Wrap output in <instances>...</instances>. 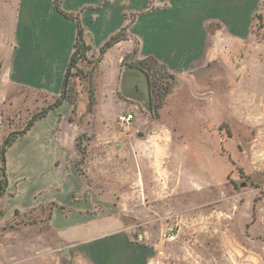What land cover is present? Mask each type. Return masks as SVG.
Masks as SVG:
<instances>
[{
	"label": "rangeland",
	"instance_id": "374dc122",
	"mask_svg": "<svg viewBox=\"0 0 264 264\" xmlns=\"http://www.w3.org/2000/svg\"><path fill=\"white\" fill-rule=\"evenodd\" d=\"M245 2L247 8L230 15V32L216 38V50L207 51L202 62L180 77L155 58L141 64L135 40V55L125 66L140 68L148 77L150 109L142 90L137 100L123 94L121 77L115 89L119 96L98 103L96 90H104L114 79L110 60L101 69L100 53L71 70L69 98L76 104L71 119L82 129L77 165L95 153L99 133L102 144L134 146L136 151L127 153L129 161L143 166L137 183L107 184L103 177L105 182L98 186L119 207L111 209L133 227L124 233L143 247L144 264H264V0ZM6 17L0 5V146L54 103L52 97L6 81L13 35ZM218 24L212 26V34ZM91 93L95 104L89 109ZM96 112L108 119L94 118ZM127 114L135 119L123 123L120 118ZM127 134H133L131 141ZM33 143L30 136L9 151L13 150V166L8 169L14 180L25 176L32 184L39 173L40 166L24 152ZM50 149L35 152V159L47 156ZM98 162L109 166L107 159ZM4 198L0 264H71L78 253L58 243V234L47 225L48 208L43 215L35 210L16 214L14 193ZM171 233L174 241L165 237ZM130 256L122 249L115 261L124 264Z\"/></svg>",
	"mask_w": 264,
	"mask_h": 264
},
{
	"label": "crops",
	"instance_id": "0c3cea01",
	"mask_svg": "<svg viewBox=\"0 0 264 264\" xmlns=\"http://www.w3.org/2000/svg\"><path fill=\"white\" fill-rule=\"evenodd\" d=\"M242 1L64 0L61 8L79 16L85 42L92 47L90 56L98 55L115 35L123 33L127 37L112 46L100 62L103 69L102 64L110 60L114 72L112 83H107L102 91L96 90V100L103 104L105 98L119 96L115 89L120 77L121 87L126 61L135 55V40L139 41L137 60L155 58L170 73L180 77L194 64L202 62L207 51L216 50V38L224 36L225 30L230 32V15H238L239 9L247 8V3L243 5ZM0 5L4 6L6 19L13 25L10 54L4 70L8 84L48 97L61 95L77 41V22L59 13L55 0H0ZM215 23L221 27L218 24L212 34ZM73 110L74 105L64 102L8 149L7 165L11 167L13 150L9 151L32 136L34 143L24 152L33 158L40 170L34 175L32 184H28L25 176L14 180L10 171L5 198L13 192L12 210L22 214L35 210L43 215V209L48 208L47 225L58 234V243L69 252L78 253L75 258L71 257V264H118L116 255L122 249H127L131 256L134 254L129 262L122 259L124 264H144L143 247L134 244L124 233L132 231L133 227L126 226L111 209L119 210V207L112 196L106 199L98 186L105 182L103 177H107V184L139 182L143 166L129 161L131 155L127 154L136 149L102 144V136L97 133L95 153L78 166L77 144L82 129L70 121ZM95 114L92 115L98 120L108 119L101 112ZM31 131L34 133L30 135ZM132 137L133 134L126 136L129 141ZM44 149H50V153L35 159L34 153ZM99 159H107L109 166L100 165ZM45 166L47 172H44ZM51 204L59 208H54L50 214ZM121 206L123 208L124 204ZM104 208L110 210L104 214ZM114 233L118 236H113Z\"/></svg>",
	"mask_w": 264,
	"mask_h": 264
},
{
	"label": "trees",
	"instance_id": "16d2710c",
	"mask_svg": "<svg viewBox=\"0 0 264 264\" xmlns=\"http://www.w3.org/2000/svg\"><path fill=\"white\" fill-rule=\"evenodd\" d=\"M64 0H55V5L59 13L64 15L65 17L71 18L74 21L77 22L78 24V36H77V41L75 44V50L73 52L70 65L68 67V70L66 72L65 80H64V87L62 90L61 95L59 96H53L54 98V103H52L50 106L47 108H44L41 112L35 114L32 119L29 121V123L26 125V127L21 130L20 132H16L11 134L10 136L6 137L4 139V142L2 146H0V162H1V168H0V219L6 214L5 209L3 208V198L6 195L8 184H9V169L7 165V152L8 149L22 136L27 134L38 122L42 121L51 111L57 109L60 107L64 102H71L69 98V90H68V84H69V78L71 76V70L73 67L80 61L86 60L88 56L91 53L92 47L88 44H86L85 39H84V28L82 26L81 20L79 16L67 13L62 10L61 4ZM127 37L123 33H119L115 35L114 37L111 38L100 50V56L98 61L102 59V56L115 44L119 43L122 40H125ZM141 64H145V61L143 60ZM172 77H174L172 75ZM95 104V98L94 94L91 93L89 96V109L93 108V105ZM74 105V110L73 113L75 112L76 109V104L72 103ZM72 121V119H71ZM73 122V121H72ZM80 138L78 139V150L81 151V144H80ZM79 166V165H78ZM81 168V167H80ZM51 212L54 208H59L58 205L56 204H51L49 206ZM16 214L19 213L18 210L15 211Z\"/></svg>",
	"mask_w": 264,
	"mask_h": 264
},
{
	"label": "water",
	"instance_id": "95a60500",
	"mask_svg": "<svg viewBox=\"0 0 264 264\" xmlns=\"http://www.w3.org/2000/svg\"><path fill=\"white\" fill-rule=\"evenodd\" d=\"M143 91L147 108L150 109V89L149 80L142 69L134 66H126L121 81V91L130 99L137 100Z\"/></svg>",
	"mask_w": 264,
	"mask_h": 264
},
{
	"label": "built area",
	"instance_id": "2783aa9c",
	"mask_svg": "<svg viewBox=\"0 0 264 264\" xmlns=\"http://www.w3.org/2000/svg\"><path fill=\"white\" fill-rule=\"evenodd\" d=\"M133 119H134V115H133V114H128L127 116H122V117L120 118V120H121L123 123H129V122H131ZM165 237H166V239H167L168 241H174V240L176 239L174 233H171V234H169V235H166Z\"/></svg>",
	"mask_w": 264,
	"mask_h": 264
},
{
	"label": "flooded vegetation",
	"instance_id": "af4514ba",
	"mask_svg": "<svg viewBox=\"0 0 264 264\" xmlns=\"http://www.w3.org/2000/svg\"><path fill=\"white\" fill-rule=\"evenodd\" d=\"M131 63V62H130ZM126 67V66H125Z\"/></svg>",
	"mask_w": 264,
	"mask_h": 264
}]
</instances>
